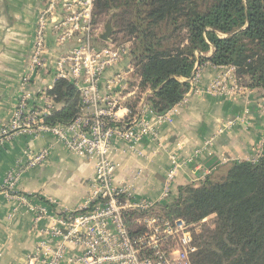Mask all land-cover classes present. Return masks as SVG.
<instances>
[{
	"label": "crops",
	"instance_id": "0c3cea01",
	"mask_svg": "<svg viewBox=\"0 0 264 264\" xmlns=\"http://www.w3.org/2000/svg\"><path fill=\"white\" fill-rule=\"evenodd\" d=\"M47 2L0 0V264H42L33 258L49 240L46 231L57 225L58 215L84 209L94 190L95 160L71 152L54 134L40 129L47 116L63 107L49 92L59 79L57 62L78 44L77 35L61 41L56 21L64 20L66 13L58 9L46 32L48 66L33 64L35 32ZM94 45L101 49L113 42L100 39ZM212 54L213 50L204 56ZM195 71L198 78L168 120L152 112L147 103L151 91L141 94L137 106L132 104L138 88L129 91L134 69L128 56L107 69L98 84L100 106L114 104L117 122L143 114L157 134L136 145L113 139L114 186L133 203L169 205L182 187L198 184L232 163L252 162L262 153L264 91L249 88L232 67L206 62ZM224 75L229 78L227 88L236 85L234 94L212 91ZM23 97L26 109L18 118ZM94 114L88 107L82 117ZM23 122L25 126L16 127ZM46 150V159L29 167L32 156ZM68 247L69 257L81 256L80 249Z\"/></svg>",
	"mask_w": 264,
	"mask_h": 264
},
{
	"label": "trees",
	"instance_id": "16d2710c",
	"mask_svg": "<svg viewBox=\"0 0 264 264\" xmlns=\"http://www.w3.org/2000/svg\"><path fill=\"white\" fill-rule=\"evenodd\" d=\"M110 15L112 42L123 35L131 43L129 91L138 88L135 106L151 91L152 112H170L190 92L196 66L206 62L232 67L249 88L264 91V0H94L93 25ZM211 50L209 58L196 56ZM49 95L63 107L45 118L46 125H70L80 115L74 82L59 78ZM122 216L133 239L146 233L148 217L193 226L214 216L213 227L194 234L193 264H264V144L256 163H232L182 187L169 205Z\"/></svg>",
	"mask_w": 264,
	"mask_h": 264
},
{
	"label": "built area",
	"instance_id": "2783aa9c",
	"mask_svg": "<svg viewBox=\"0 0 264 264\" xmlns=\"http://www.w3.org/2000/svg\"><path fill=\"white\" fill-rule=\"evenodd\" d=\"M58 9L66 13L64 20H57L62 31L61 41L73 40L78 36L77 46L57 62V77L75 83L80 95V115L70 125L49 126L43 123L40 129L51 132L64 142L71 152L95 160L96 177L94 190L86 207L76 213L65 212L56 217V226L46 231L49 240L42 242L33 260L42 264H193L192 255L197 252L194 234L184 221L170 222L157 217L143 220L146 233L133 239L126 227L123 212L127 210L146 211L155 206L149 202H132L123 189L114 186L116 170L111 160L114 150L113 139L138 144L147 136H156V131L140 117L120 124L114 116L115 105L100 106L98 84L107 69L128 56V49L109 45L96 48L93 40L92 16L94 0H48L46 9L38 19L33 43V64L46 69V32L50 22H55ZM198 67V65L196 66ZM195 71L192 82L196 81ZM225 75L216 81L213 92L234 94L237 87H228ZM236 82V80H232ZM227 83V84H226ZM229 90V92H228ZM225 93V94H226ZM88 107L95 109L92 117H82ZM26 109V97L22 98L18 118ZM168 120L170 113L159 115ZM109 124H115L109 126ZM26 123L16 127L22 128ZM47 150L33 155L29 167L43 162ZM258 159L252 161L257 162ZM176 169L171 171L170 178ZM10 182L15 178L10 176ZM40 212L47 214L46 209ZM68 245L81 250V256L69 257ZM151 250L155 259L142 256Z\"/></svg>",
	"mask_w": 264,
	"mask_h": 264
},
{
	"label": "rangeland",
	"instance_id": "374dc122",
	"mask_svg": "<svg viewBox=\"0 0 264 264\" xmlns=\"http://www.w3.org/2000/svg\"><path fill=\"white\" fill-rule=\"evenodd\" d=\"M112 20V16L110 15L109 17H104L102 23L99 26H95L93 25L94 21H93V16H92V25H93V40L96 42H99V37L98 34H103L105 32V27L107 25V23L109 22V20ZM115 29L113 28V32L114 33ZM111 34V36H112ZM110 36V37H111ZM111 39V38H110ZM95 46V45H94ZM113 47H119V48H126L129 49L131 47V43H126V40L124 38L123 35H117L114 39H113ZM204 56L206 54H199L196 53V56L199 58L200 56ZM130 211V210H127ZM214 216L205 219L204 221H202L200 224L197 225H193L190 227L191 231L193 232V234H201L204 226H209V227H213V223H214ZM145 234V233H144ZM143 234V235H144Z\"/></svg>",
	"mask_w": 264,
	"mask_h": 264
},
{
	"label": "water",
	"instance_id": "95a60500",
	"mask_svg": "<svg viewBox=\"0 0 264 264\" xmlns=\"http://www.w3.org/2000/svg\"><path fill=\"white\" fill-rule=\"evenodd\" d=\"M113 32L112 20L110 19L105 27V32L100 36V39L109 43L111 41L110 36Z\"/></svg>",
	"mask_w": 264,
	"mask_h": 264
}]
</instances>
